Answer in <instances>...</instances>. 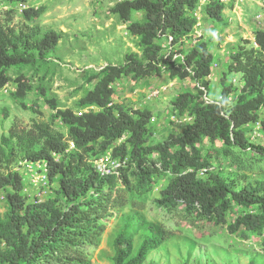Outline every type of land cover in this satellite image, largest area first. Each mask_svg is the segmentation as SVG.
Wrapping results in <instances>:
<instances>
[{"label": "trees", "instance_id": "16d2710c", "mask_svg": "<svg viewBox=\"0 0 264 264\" xmlns=\"http://www.w3.org/2000/svg\"><path fill=\"white\" fill-rule=\"evenodd\" d=\"M2 1L26 5L31 0ZM200 1L116 2L110 12L127 25L140 53L128 52L123 64L91 72L86 81L93 87L79 100L80 111L61 107L26 75H9L13 68L39 71L63 38L61 32L29 25L43 8L24 9L26 23L20 29L0 24V93L14 86L12 97L26 108L23 101L37 90L53 112L49 122L30 127L13 123L0 137V199L7 207L0 213V264H90L88 247L98 246L111 219L117 224L111 236L112 263L144 264L167 235L162 224L143 215L142 198L153 191L160 172L168 173L170 180L155 200L159 207L173 211L183 206L187 216L227 225L232 234L264 235V179L240 180L201 150L205 141L221 142L217 152L223 159L233 148L264 156V148L250 143L247 135L249 128L257 127L264 134V29L256 22L254 42L245 41L230 57L231 82L227 84L224 72L220 98L206 103L201 87L208 95L216 72L209 44L194 35ZM224 9L221 0H208L203 16L222 23ZM138 13L141 20L133 17ZM169 36L172 49L162 46ZM188 38L194 42L185 49ZM164 75L194 83L193 91H182L172 101V111L191 120L180 123L181 132L171 131L164 141L150 144L152 111L115 103L114 97L125 78L139 82ZM9 114L6 107L0 108L4 119ZM57 122L65 133L55 129ZM107 154L125 165L118 174L103 177L95 161ZM21 162L46 163L47 184L55 186L52 195L41 202L30 198L25 177L16 167ZM234 206L241 211L229 223Z\"/></svg>", "mask_w": 264, "mask_h": 264}, {"label": "rangeland", "instance_id": "374dc122", "mask_svg": "<svg viewBox=\"0 0 264 264\" xmlns=\"http://www.w3.org/2000/svg\"><path fill=\"white\" fill-rule=\"evenodd\" d=\"M118 1L31 0L24 7L20 4H6L0 0V24H9L20 29L26 23L22 16L24 9L43 8L41 16L29 21V25L39 26L43 32L54 30L63 33V38L43 64V68L39 71L13 68L9 75H26L33 85L46 88L47 97L55 99L61 107L80 111L79 100L93 87V83L88 84L86 81L91 72H97L109 64H123L124 56L128 52L140 53L137 39L128 32L127 25L110 12V8ZM221 1L225 6L224 21L217 23L206 19L203 13L208 0H201L196 10L201 25H196L194 30L196 37H202L200 40L209 44L215 55L214 64L218 65L208 88V98L212 101L221 96L224 72L227 84L231 82L232 74L228 70L231 55L245 41L254 42L256 16L264 15V0ZM133 17L135 20L142 19L139 13ZM216 32L223 38L216 35ZM193 42V38H188L183 48L188 49ZM153 89H161L162 92L158 97L148 98ZM193 89V82L171 80L165 75L139 82L125 78L116 89L114 102L135 109H150L154 124L150 144H156L164 141L171 131L181 132L183 124L175 123L179 119H172L179 117L172 111V101L182 91ZM6 90L7 92L0 93V108L6 107L10 114L7 119L0 116V137L8 134L13 123L30 127L34 122H49L52 109L45 102V98L37 94V90L23 101L26 108L12 97L14 86L9 85ZM54 127L66 132L58 122ZM247 135L250 143L264 148V134L257 128H249ZM222 147L221 142L212 145L205 141L201 150L204 155L212 156L214 165L232 171L240 180L264 179V156L253 150L243 152L233 148L232 154L223 159V155L217 152ZM27 165L28 162H21L16 167L25 177L26 192L30 198L35 199L41 195L44 200L46 196L52 195L55 186L43 185L40 170H28ZM169 180L168 173H158L153 191L142 198L146 202L143 215L148 221L162 224L167 234L163 245L152 251L144 264H249L251 261L264 264V235H245L243 231L232 234L227 225L217 226L213 222L198 219L196 215L187 216L183 206L173 211L159 207L155 200ZM6 210V203L0 199V213L3 214ZM240 211L239 207L234 206L228 222L232 223ZM116 226L114 219L107 221V229L98 246L88 247L90 264H113L111 236L117 231Z\"/></svg>", "mask_w": 264, "mask_h": 264}, {"label": "built area", "instance_id": "2783aa9c", "mask_svg": "<svg viewBox=\"0 0 264 264\" xmlns=\"http://www.w3.org/2000/svg\"><path fill=\"white\" fill-rule=\"evenodd\" d=\"M25 7V5H24ZM194 16L196 17L197 19V24L198 26L201 25V22H200V18L197 17V12L195 11L194 12ZM256 22L258 23V25L260 26V28L264 29V15H259V16H256ZM216 35H219V32H216ZM202 38V37H200ZM173 41V37L169 36L168 37V42H165L162 46L163 47H167V45H169L170 49H172V46H171V43ZM180 57L179 55H175V58H178ZM216 68H218V65L217 64H213V70H215ZM214 75V74H213ZM236 81V79H234V82ZM202 91H204V99L206 101V103H212L213 101L212 100H209L208 98V95H207V91L204 87H201ZM5 92H7V90L5 89L4 90ZM161 89H157V90H152L151 91V94L148 96V98H155V97H158L161 93ZM263 118H264V114L262 115ZM173 117V116H172ZM172 119H179L177 120V122L175 123H184V122H187V121H190L191 119L188 118V117H185V118H175L173 117ZM258 125H260V123H258ZM258 129V127H257ZM125 165V161H122L120 159H113L111 158L110 154H107L103 157H101L100 159L96 160L95 161V166H96V169L98 171V173L105 177V176H108L110 174H118V171L121 167H123ZM28 167V170L30 169H36V170H40V174H41V182H43V185H48L47 184V180H48V171H47V165L46 163L44 162H30L28 163L27 165ZM207 169H204L200 172V175H203L205 172H206ZM37 173V172H36ZM37 201L38 202H41L43 199H42V196L41 195H38V197H36Z\"/></svg>", "mask_w": 264, "mask_h": 264}, {"label": "clouds", "instance_id": "9594fccd", "mask_svg": "<svg viewBox=\"0 0 264 264\" xmlns=\"http://www.w3.org/2000/svg\"><path fill=\"white\" fill-rule=\"evenodd\" d=\"M7 87H8V86H6V88H5V89H7ZM5 89H4V90H5ZM4 90H3V92H4Z\"/></svg>", "mask_w": 264, "mask_h": 264}, {"label": "crops", "instance_id": "0c3cea01", "mask_svg": "<svg viewBox=\"0 0 264 264\" xmlns=\"http://www.w3.org/2000/svg\"><path fill=\"white\" fill-rule=\"evenodd\" d=\"M225 38H227V37H225Z\"/></svg>", "mask_w": 264, "mask_h": 264}]
</instances>
